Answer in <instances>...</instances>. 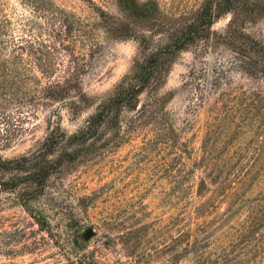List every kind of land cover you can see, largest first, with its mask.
<instances>
[{"label": "rangeland", "instance_id": "rangeland-1", "mask_svg": "<svg viewBox=\"0 0 264 264\" xmlns=\"http://www.w3.org/2000/svg\"><path fill=\"white\" fill-rule=\"evenodd\" d=\"M52 1L81 22L74 70L84 101L75 110L68 103L34 108L20 96L4 106L0 100L2 161L31 156L50 136L82 129L134 63L164 46L205 0H134L151 2L156 12L134 23L118 0ZM0 4L7 14L22 12L19 0ZM230 18L211 30L224 33ZM121 22L130 24V36L116 37ZM242 27L264 43V16ZM216 40L178 53L159 85L122 110L117 127L102 128L84 145L85 155L48 177L28 210L18 195L34 185L13 188L26 173L0 167V264H73L90 254L92 264H203V240L212 257L232 253L264 191V82ZM63 59L64 66L71 60ZM64 150L71 148L58 141L50 158ZM87 228L93 237L76 248L73 237ZM239 249L250 258L249 248Z\"/></svg>", "mask_w": 264, "mask_h": 264}, {"label": "trees", "instance_id": "trees-1", "mask_svg": "<svg viewBox=\"0 0 264 264\" xmlns=\"http://www.w3.org/2000/svg\"><path fill=\"white\" fill-rule=\"evenodd\" d=\"M118 1L127 19L132 23L152 18L156 13L151 2L139 5L134 0ZM19 5L21 13L12 10L7 14L0 4L2 106L20 96L22 100L28 99V103L34 108L52 103H68L75 106V110L79 109L77 105L84 101V95L76 78L78 71L74 70V60H77L74 46L77 37L75 33H78L81 22L52 0H19ZM100 13V16L104 17L103 12ZM228 14H231V18L225 32H213V24ZM259 16H264V4L259 1L205 0L194 19L172 33L164 46L134 63L131 74L125 76L114 92L96 106L82 129L69 136H50L38 152L20 160L2 161L0 156V167L5 171L20 170L26 173L22 178L12 180L13 188L23 181L34 185L32 190L18 195L20 204L28 210L27 202L41 193L48 177L63 164L74 163L85 155L86 152L81 151V148L97 138L102 128L117 127L122 110H132L142 92L149 86H158L163 72L167 70L166 67L187 46L216 36L217 43L228 46L237 56L242 70L248 75L260 77L264 82V43L249 36L242 27L245 21ZM117 28L116 37L130 36L132 28L129 23L121 22ZM63 57L71 58L66 60V66L63 65ZM76 97H79V100L76 101ZM60 140L65 141L71 150L61 151L55 158H50L54 145ZM203 188H206L204 179ZM250 211L254 212V216L248 219L245 230L242 229L238 233V244L233 247L232 253L223 251L212 257L205 252L208 242L203 240V264L261 262L264 258V191L255 200L253 210L251 208ZM72 242L76 248L84 246L81 234L75 235ZM244 246L250 247L242 249ZM247 248L251 260H245L244 255L236 253L238 249L245 252ZM76 258L77 262L73 264L94 263L92 254ZM195 260L200 263V258Z\"/></svg>", "mask_w": 264, "mask_h": 264}, {"label": "water", "instance_id": "water-1", "mask_svg": "<svg viewBox=\"0 0 264 264\" xmlns=\"http://www.w3.org/2000/svg\"><path fill=\"white\" fill-rule=\"evenodd\" d=\"M93 230L90 228H87L84 233L82 234V238L84 241H88L89 239H91L93 237Z\"/></svg>", "mask_w": 264, "mask_h": 264}]
</instances>
